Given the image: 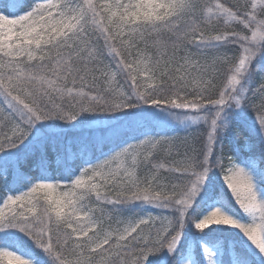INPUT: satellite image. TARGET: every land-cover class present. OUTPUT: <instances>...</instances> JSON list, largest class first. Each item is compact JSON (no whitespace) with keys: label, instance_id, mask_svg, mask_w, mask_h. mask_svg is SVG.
I'll return each mask as SVG.
<instances>
[{"label":"snow or ice","instance_id":"snow-or-ice-1","mask_svg":"<svg viewBox=\"0 0 264 264\" xmlns=\"http://www.w3.org/2000/svg\"><path fill=\"white\" fill-rule=\"evenodd\" d=\"M261 72L264 0H0V264H264Z\"/></svg>","mask_w":264,"mask_h":264},{"label":"trees","instance_id":"trees-1","mask_svg":"<svg viewBox=\"0 0 264 264\" xmlns=\"http://www.w3.org/2000/svg\"><path fill=\"white\" fill-rule=\"evenodd\" d=\"M262 76H264V72L257 73L256 81L260 82V79H261ZM178 135L183 136L185 134L181 132V133H178ZM228 154L231 155L232 154L231 151H229ZM31 167H32V162L31 161H29L27 164L23 165L24 171L30 172V174L34 176V175H36V173L34 171H30ZM9 180H11V176H9ZM5 187H6L5 181L0 179V193H3L5 191Z\"/></svg>","mask_w":264,"mask_h":264},{"label":"rangeland","instance_id":"rangeland-1","mask_svg":"<svg viewBox=\"0 0 264 264\" xmlns=\"http://www.w3.org/2000/svg\"><path fill=\"white\" fill-rule=\"evenodd\" d=\"M213 227H215V226H213Z\"/></svg>","mask_w":264,"mask_h":264}]
</instances>
